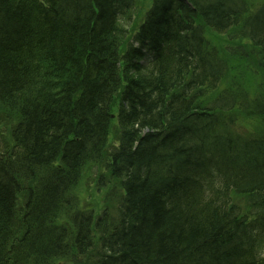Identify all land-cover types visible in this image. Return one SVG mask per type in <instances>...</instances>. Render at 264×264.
I'll return each mask as SVG.
<instances>
[{"label":"trees","instance_id":"trees-1","mask_svg":"<svg viewBox=\"0 0 264 264\" xmlns=\"http://www.w3.org/2000/svg\"><path fill=\"white\" fill-rule=\"evenodd\" d=\"M132 4L0 0V105L19 116L0 149V264H264V127L221 129L234 113L264 119V79L253 97L218 91L228 67L205 38L238 29L251 47L238 54L264 56V4L248 16L245 0H153L128 41ZM105 158L97 181L121 190L115 211L59 222ZM4 233L23 238L10 259Z\"/></svg>","mask_w":264,"mask_h":264},{"label":"rangeland","instance_id":"rangeland-1","mask_svg":"<svg viewBox=\"0 0 264 264\" xmlns=\"http://www.w3.org/2000/svg\"><path fill=\"white\" fill-rule=\"evenodd\" d=\"M253 8L258 7L264 0H248ZM133 9L121 19L122 26L129 33L128 41L131 36L138 30L144 20L146 12L151 7L152 0H134ZM236 32L230 30L225 34H217L206 29V38L211 48H216L222 59L226 62L228 72L226 77L220 84L219 90L233 89L242 90L249 95H256L262 88L264 79V56H260L257 51H254L249 57H244L238 54L240 49L250 51L251 47L247 44L248 41L236 40L231 38ZM230 49H234L236 54L231 55ZM262 82V83H261ZM264 88V85H263ZM114 114L118 111V104L114 106ZM116 115V114H115ZM232 122L229 123L226 119V124L221 126V129L234 137L247 138L260 133L263 130L264 119L249 117L234 113ZM19 116L16 113L6 110L0 105V149H11L13 147L12 129L18 124ZM116 123H114L115 125ZM115 127V126H113ZM117 140L116 129H111L109 137V149H111ZM105 161L101 164H89L82 172L79 182L73 187L67 196V203L62 213L59 215V222L68 224L70 217L77 212H92L95 215L102 212L104 208L110 211H115V205L119 204L121 190L117 185H103L98 183V178L104 175ZM101 183V182H100ZM234 203L242 210L246 208V198L242 196H234ZM99 249L96 248V252ZM264 250V244L261 246V251ZM55 264H94L92 260L85 261V258H80L77 255L69 258L57 260Z\"/></svg>","mask_w":264,"mask_h":264},{"label":"bare ground","instance_id":"bare-ground-1","mask_svg":"<svg viewBox=\"0 0 264 264\" xmlns=\"http://www.w3.org/2000/svg\"><path fill=\"white\" fill-rule=\"evenodd\" d=\"M43 3H47V4H51V3H55V2H57L58 0H41ZM245 3H246V7H247V9H248V16L249 15H254L257 11H258V9H259V7H256V8H253L252 6H251V4H249V1L248 0H245ZM133 7H134V4H132L128 9H127V11H126V13L125 14H123V16L121 17V19H123L132 9H133ZM152 7H150L149 9H148V11L151 9ZM30 24H31V16L29 15V28H30ZM233 30H235V32L236 33H238V29H233ZM220 56V58L222 59V57H221V55H219ZM223 60V59H222ZM224 61V60H223ZM111 117H112V124H111V129H116V130H118V126H117V121H118V119H117V117H116V115L114 114V113H112V115H111ZM114 123H116L115 125H114ZM113 126H115V127H113ZM89 164H92V163H88V165ZM32 179H33V181H35L34 182V184H33V189H36L37 188V186L38 185H40L41 183H42V181L44 180V178L42 177V178H40V179H38V176L37 177H32ZM19 188H18V186L15 188V191H16V194H19V190H18ZM14 194H15V192H14ZM12 200H13V198H12ZM12 203H14V201L12 202ZM75 214V213H74ZM73 214V215H74ZM12 216H13V214H12ZM59 227V226H58ZM63 229H65L64 227H62ZM75 229V228H74ZM67 232H66V235H68L69 233H70V229H65ZM1 239L3 240H5V243L7 244L6 245V247L8 246V244H9V246L10 247H8L7 248V250L5 251V254H4V256L5 257H7V258H9L10 259V257H11V253H9L10 251H12L13 250V248L15 247V246H19V243L21 244L22 242H23V238H21V237H19V236H14V235H9V234H7V233H4V234H2L1 235ZM7 258H5V259H7ZM91 259H93V257L91 256V255H87L86 257H85V261H90ZM9 261V260H8Z\"/></svg>","mask_w":264,"mask_h":264}]
</instances>
